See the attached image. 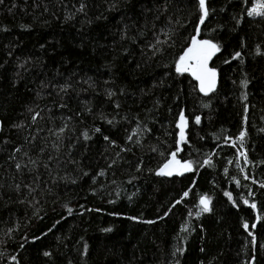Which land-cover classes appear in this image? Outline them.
Segmentation results:
<instances>
[{
	"label": "trees",
	"instance_id": "obj_1",
	"mask_svg": "<svg viewBox=\"0 0 264 264\" xmlns=\"http://www.w3.org/2000/svg\"><path fill=\"white\" fill-rule=\"evenodd\" d=\"M252 4L0 0V264H264ZM194 37L207 93L176 70ZM172 153L191 167L164 177Z\"/></svg>",
	"mask_w": 264,
	"mask_h": 264
},
{
	"label": "snow or ice",
	"instance_id": "obj_2",
	"mask_svg": "<svg viewBox=\"0 0 264 264\" xmlns=\"http://www.w3.org/2000/svg\"><path fill=\"white\" fill-rule=\"evenodd\" d=\"M200 7L203 10V15L201 17V23L205 16H207V9L205 8V0H200ZM251 14H260L264 15V0H258V3L255 7L252 8ZM215 51H219L218 47L211 43V41L204 40V41H197L193 38L192 46L187 49V51L180 56L179 61L177 62L176 70L178 72H188L190 71L191 74L200 81L201 84V91L211 90L215 83V71L213 69H209L207 67V62L211 58V56L215 53ZM239 55V53H237ZM207 85V87H206ZM181 124L178 127L181 128V138H183V126H184V116L181 114ZM197 122H199V118H197ZM245 133L240 134L241 140L243 139ZM173 160H175V153L172 154ZM178 163V162H177ZM169 167L168 164L164 165V169ZM185 170H190V165H182ZM164 169L161 170L158 174H168L170 175L171 172L165 173ZM184 195H187L185 193ZM210 201L207 197H202L200 200V204L203 205V211H209ZM252 207H255L253 204ZM71 211V210H69ZM244 227L247 229L248 225L245 224ZM255 227V225H253ZM47 255V253H46Z\"/></svg>",
	"mask_w": 264,
	"mask_h": 264
},
{
	"label": "water",
	"instance_id": "obj_3",
	"mask_svg": "<svg viewBox=\"0 0 264 264\" xmlns=\"http://www.w3.org/2000/svg\"><path fill=\"white\" fill-rule=\"evenodd\" d=\"M200 1V0H199ZM206 1V0H205ZM195 78V77H194ZM196 79V78H195ZM197 80V79H196ZM199 82V88L201 90V84H200V81L198 80ZM215 83H216V77H215ZM215 83H214V86H215ZM214 86L211 88V90H213ZM207 87V85H206ZM211 90H207V91H202L204 93H207V92H210ZM173 154V153H172ZM171 156L165 161L162 163V165L160 166L159 168V173L161 172L162 169H164V165L165 164H168L169 167L167 169H164L165 173L167 172H171L170 175L168 174H161L162 176L164 177H169V176H173L175 174H178L182 171V167H181V164H180V161L177 159V157L175 156V160H173V156ZM178 162V163H177ZM201 200V199H200ZM203 207V205H201ZM210 206V203L208 205V207Z\"/></svg>",
	"mask_w": 264,
	"mask_h": 264
},
{
	"label": "rangeland",
	"instance_id": "obj_4",
	"mask_svg": "<svg viewBox=\"0 0 264 264\" xmlns=\"http://www.w3.org/2000/svg\"><path fill=\"white\" fill-rule=\"evenodd\" d=\"M257 3H258V0H253V4H252V6L250 7V9H249V13L251 12V10H252V8L253 7H255L256 5H257ZM252 16H255V15H258V14H251ZM197 41H203V40H200V39H198V38H196V37H194ZM192 41H193V39H192ZM192 41H191V44H190V46L189 47H191L192 46ZM188 47V48H189ZM187 48V49H188ZM187 49L184 51V53L187 51ZM216 52V51H215ZM183 53V54H184ZM182 54V55H183ZM215 54V53H214ZM213 54V55H214ZM212 55V56H213ZM211 56V57H212ZM208 62H209V60H208ZM208 62H207V67L209 68V69H211L210 67H209V65H208ZM189 73H191L190 71H188ZM179 124H181V119H179V121H178V125ZM179 128V134H178V139H179V142H182V141H184V139H185V129H186V121H185V118H184V126H183V138H181V128L180 127H178ZM180 164H181V167H182V165H186V163H184V162H180ZM182 170H185L183 167H182Z\"/></svg>",
	"mask_w": 264,
	"mask_h": 264
}]
</instances>
